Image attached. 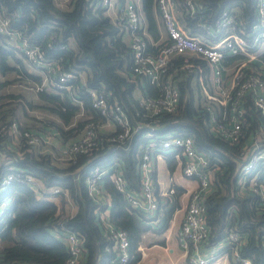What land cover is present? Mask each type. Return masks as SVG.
<instances>
[{
    "label": "trees",
    "instance_id": "obj_1",
    "mask_svg": "<svg viewBox=\"0 0 264 264\" xmlns=\"http://www.w3.org/2000/svg\"><path fill=\"white\" fill-rule=\"evenodd\" d=\"M174 1L178 20L192 35H203L200 24L214 25L229 5L242 12L246 25L254 19L250 0H193L196 4L193 13L186 6V0ZM140 6L150 36L149 39L145 31L147 51L156 53L164 43L161 35L164 25L157 0H140ZM0 9L9 18L11 27L29 43L37 45L44 58L56 65V72L50 75L53 80H57L60 73L74 75L65 83L70 90L43 88V76L29 71L24 56L0 34V90L14 81L25 82L35 87L37 97L33 102L21 93L0 94V128L16 120L21 130L41 134L52 128L62 142L75 140L88 121H104L92 108L89 90L104 92L109 102H118L133 126L145 120L136 93L157 95L160 92L133 72L132 50L124 38L126 23L113 20L103 0H0ZM158 41L159 44H155ZM261 58L264 61V54ZM182 62V56L172 57L166 69L180 90V101L173 113L160 117V127L165 128L158 130L154 139L176 130L190 136L195 147L208 157L213 181L204 195L209 229L204 242H225L226 233L234 229L246 238L240 254L251 258L254 264H264V205L259 195L249 190L252 176H255L254 185L264 188V167L252 172L242 185L238 183L243 163L242 143H230L211 130L202 106L198 75L194 69L182 68ZM189 62L208 72L204 60L191 57ZM37 68L41 72V67ZM9 74L14 77L5 78ZM71 95L81 100V105L72 103ZM26 106L41 111L43 118H33L35 123L33 120L21 123L18 111L27 115ZM81 109L84 115L77 117ZM43 113L52 118L45 120ZM254 126L255 122L249 121L248 131ZM145 131L135 130L122 144L107 140L112 132L99 131L97 149L79 154L75 162L67 161L63 166L55 164L50 152L35 150L24 138L15 146L11 145L7 134L1 132L0 181L12 169L15 174L20 170L23 172L20 175L34 176L40 187L36 191L27 182L17 179L5 187L0 186V264H64L69 253L62 236L67 231L82 237L86 254L79 264H111L116 251L96 218L98 204L89 196L85 183L88 171L95 164L109 169L101 180L109 202L101 205V210L108 208L109 221L128 233L131 253L128 264H139L138 247L143 233L152 229L148 222L154 218H146L141 211L130 209L109 175L119 163L128 189H140L138 166L143 147L149 140L144 137ZM54 188L60 191L54 193ZM68 200L77 208L74 213L66 208ZM164 213L167 222L169 212ZM227 254L233 261L228 246Z\"/></svg>",
    "mask_w": 264,
    "mask_h": 264
},
{
    "label": "built area",
    "instance_id": "obj_2",
    "mask_svg": "<svg viewBox=\"0 0 264 264\" xmlns=\"http://www.w3.org/2000/svg\"><path fill=\"white\" fill-rule=\"evenodd\" d=\"M238 1L246 0H234V2ZM250 1L254 12V19L250 24H245L241 17L242 12L238 8L229 5L215 20L214 25L200 24L204 29L203 35H192L181 26L176 16L175 1L157 0L165 37L158 51L151 53L147 51L136 3L133 0H118L121 5L115 20L126 23L128 43L133 55L132 70L142 81L153 85L160 93L136 94L145 120L138 121L137 125L133 126L118 102H109L104 92L89 90L92 108L104 118L103 122L114 126L111 131L113 134L108 136V141L122 144L137 129H145L144 137L149 138L143 147L138 166L139 190L128 189L119 163L109 175L111 182L122 193L130 209L141 211L146 218L161 221L163 213L159 207L151 165L153 156L165 157L166 151H170L179 160L182 176L197 181L198 187L188 197L182 222L176 234L179 247L189 264H209L216 257V254L203 255L199 252V245L208 236L204 195L211 188L213 171L209 166L208 157L195 147L190 136L170 130L162 137L154 139L155 133L165 128L160 127V117L173 113L180 101V90L172 82L166 69L171 58L180 55L183 57L182 68L194 69L193 72L198 75L203 95L202 106L207 112V121L211 130L230 143H242L243 163L238 175V183L242 185L252 172L264 167V61L261 58L264 54V0ZM103 4L109 8L112 0H103ZM186 6L192 13L196 10L193 0H186ZM0 34L6 36L7 43L24 56L29 66L41 67L43 88L49 89L53 86L71 89L65 83L74 75L60 73L58 79L53 80L50 75L56 72V65L44 58L37 45L29 43L11 27L9 18L1 9ZM191 57L204 60L208 72H204L201 67H194L193 63L189 62ZM71 102L81 105V100L74 95H71ZM82 115H84L83 109L77 117ZM249 121L255 122L254 128L250 131H248ZM1 132L7 134L12 144H17L21 138H24L28 145L35 148L44 141L42 134L21 130L16 120L1 127ZM98 133L99 123L88 121L77 139L65 144L61 149L66 160L75 162L79 154H89L97 149L100 142ZM12 171L13 169L1 179V187L9 185L15 179L27 182L36 191L40 187L31 174L20 175L23 173L20 170L16 171L17 174ZM108 173V168L95 164L88 171L85 183L89 196L98 204L95 210L96 218L102 224L107 238L112 241L116 251V257L111 260V264H128L131 258L128 233L110 222L108 213L100 207L109 202L101 181ZM254 179L255 176L250 179L252 189L249 190L256 192L264 205V188L254 185ZM175 188L172 184L167 193H174ZM59 191V188H54L52 192ZM62 238L69 253L64 264H79L86 254L82 237L76 232L67 231ZM225 242L231 249L236 264H254L251 258L240 254V247L246 242L244 235L234 229L229 230L225 235Z\"/></svg>",
    "mask_w": 264,
    "mask_h": 264
},
{
    "label": "crops",
    "instance_id": "obj_3",
    "mask_svg": "<svg viewBox=\"0 0 264 264\" xmlns=\"http://www.w3.org/2000/svg\"><path fill=\"white\" fill-rule=\"evenodd\" d=\"M135 3L139 8L143 31L144 33L146 31V34L150 39V36L147 33L146 22L142 18V13L140 10L141 7L140 0H136ZM120 5L121 3L118 2V0H112V5L107 10V13L110 15V17L113 20H115V15L118 12ZM186 31L188 32V30ZM161 35L163 40V38L165 37V30L161 32ZM124 38L126 41H129V36L127 32L125 33ZM155 44H159V41L156 42ZM27 68L29 69V71L33 72L34 74L36 73L42 74V72H40V69H38L37 67L30 68V66H28ZM47 90H51V89L49 88ZM136 94H140V93L137 92ZM36 100L37 97H35L32 101L35 102ZM99 124H100L99 127L105 129V131H103L104 133L112 131L106 129L109 127L110 123L99 122ZM48 131L50 136L54 137V138L52 137L54 141L58 142L59 144L58 149L61 147L60 150L65 146V144H68L73 140L70 139L65 141V143L62 142V139H60L57 136L54 129L52 130V132L49 129H46L42 131L41 134L44 136L45 132ZM57 137L59 138V141L55 139ZM44 138L49 139L48 136H44L43 139ZM10 144L13 146L16 145L12 143ZM36 150L38 149L36 148ZM169 157H171V159L168 161ZM165 160L168 168L165 166V164L163 166L159 165V160H158L157 167L153 170L154 184L156 188L155 191L156 193H158V201L160 205L159 207L163 213V216L161 218V221L152 220L148 222V224L152 226V229L144 232L142 235V240L138 247V249L141 252V258L139 260V264H189L187 258H184L185 255L182 252L181 248L179 247L176 234L182 222V218L184 215V208L187 203L188 197L193 190L197 189L198 184L195 179H189L182 176L179 160L175 158L173 155H171V152L166 153ZM172 184H174L176 187L175 192L172 194H168L167 193L168 189ZM68 203L66 205V208L67 209L69 208V211L71 213H74L77 210L76 206L74 204H71L70 200H68ZM104 211H106L105 213L109 214L108 208L104 209ZM164 211L169 212V217L167 222L165 221L166 217L164 215L165 214ZM199 252L200 254L203 255L216 254L217 259L212 264H236L234 260L231 261L229 259L227 254V245L226 242L224 241H221L220 243L216 242L214 244H206L203 241L199 245ZM183 259H186L185 260L186 262Z\"/></svg>",
    "mask_w": 264,
    "mask_h": 264
},
{
    "label": "rangeland",
    "instance_id": "obj_4",
    "mask_svg": "<svg viewBox=\"0 0 264 264\" xmlns=\"http://www.w3.org/2000/svg\"><path fill=\"white\" fill-rule=\"evenodd\" d=\"M133 1L136 2V0H133ZM26 64H27V66H29L27 62H26ZM30 68H32V66H30ZM38 74L42 75L41 73H38ZM9 77L11 79L14 77V75L9 74L5 78H9ZM2 93H21L27 100H31V101L36 97L35 87H32L29 83L19 82V81H14L13 84L5 86L3 89L0 90V94H2ZM25 108H26L25 113L27 115H25L21 110L18 111L19 112L18 113V115H19L18 119H20L21 123H23V122L24 123H30L33 120V118H35V117L43 118L41 111L30 109L27 106ZM43 114L45 116L44 117L45 120L52 118V116H50L49 114H47V115L45 113H43ZM33 123H35L34 120H33ZM38 125H40L44 128V125L42 123L38 124ZM48 128H50V127H48ZM51 129H49V130L52 132ZM106 129L107 130H113L114 126L112 124H110L109 127ZM99 131L103 132V131H105V129L99 127ZM44 136H48L49 139L44 138L43 142H41L39 145L35 146V150L37 148L38 150H40V152H43V153L50 152L54 158V162L57 163L58 166H63V164L64 165L67 164V160H66L65 156L62 154V152L60 150L61 147L58 149L59 144H58V142L54 141V139H53L54 137L50 136L49 131L45 132ZM55 139H57V141H59L58 137ZM169 152L170 151H166V153H169ZM158 160H159V165L163 166L165 164V166L167 167L164 155H160L157 157L153 156V158L151 160V165H152L153 170L157 167ZM184 211H185V208H184ZM200 252H201V250H200ZM184 258H186V256ZM216 259H217V257H215L214 260L211 261L209 264H212ZM183 260L185 261L186 259H183Z\"/></svg>",
    "mask_w": 264,
    "mask_h": 264
}]
</instances>
